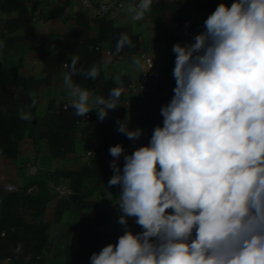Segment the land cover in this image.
<instances>
[{"label": "clouds", "instance_id": "1", "mask_svg": "<svg viewBox=\"0 0 264 264\" xmlns=\"http://www.w3.org/2000/svg\"><path fill=\"white\" fill-rule=\"evenodd\" d=\"M153 3L138 0L127 10L141 21ZM134 46L121 33L115 53ZM172 51L175 87L160 110L163 126L130 154L122 144L109 148L108 187L120 188L124 232L90 264H264V0L218 4L204 30ZM69 60L63 83L74 115L95 110L102 122L121 105L122 86L95 95L73 77L96 80L101 67L78 68L73 54ZM133 63L143 67L140 58ZM20 118L30 115L21 111ZM117 132L136 143L143 129H132L126 117ZM129 217L139 233L129 230ZM14 252L23 254V245Z\"/></svg>", "mask_w": 264, "mask_h": 264}, {"label": "crops", "instance_id": "2", "mask_svg": "<svg viewBox=\"0 0 264 264\" xmlns=\"http://www.w3.org/2000/svg\"><path fill=\"white\" fill-rule=\"evenodd\" d=\"M28 8L29 21L26 26H17L18 11L3 12L0 10V64H19V72L26 76L31 86L39 91L36 114L43 116L50 106L56 107L59 102L71 101L68 90L64 87L63 78L66 68L62 67L58 73H53L49 80H44L47 76L41 53L36 50L44 37H58L69 32L76 24V14L81 11L91 19L90 35L96 36L98 32L97 20L101 17L110 18L119 27L127 28L130 32L139 35V47L134 53H125L121 58L115 60L112 55L102 54L103 67L112 77L127 75L131 81H138L144 67L141 53L150 52L155 60L162 67V77L167 78L170 83H175L173 69L175 66V54L172 51L176 43H189L195 36V28L204 29V21L212 8L209 0H182L191 5L193 14L188 24H171V12L166 10L158 15L152 11L146 14L141 21H134L132 14L128 12L130 5H135L138 0H108L107 7L109 13L115 12V16L91 15L84 7L83 0H23ZM122 4V9L120 8ZM32 28L31 33L26 34V28ZM21 57V58H20ZM134 58H140L143 67H138L133 63ZM130 81V82H131ZM175 87V86H174ZM173 87V89H174ZM172 93L169 99L174 95ZM96 95V94H95ZM92 107H96L92 105ZM92 119L86 126H80L76 139L75 150L66 157L58 158L51 155L49 145L45 139L35 143L29 135H26L20 142L18 154L12 160L4 159L0 149V182L10 189L5 193L15 192L19 188H24L32 181L26 173L27 163L38 167L37 181L40 188L48 187V197L42 202L32 204L27 209V217H36L40 212L43 217L51 221L50 231V258L47 264H62L64 254L62 247L67 243H72L76 247L84 244L80 238V228L71 227L70 216L75 212H105L108 220L100 224L97 229L109 234V238L104 240L102 248L109 243L115 244V240L124 232V226L118 223L120 212L116 204L119 202V186L109 188L106 185L94 186L89 178L84 179V183L89 188H93L92 194L83 198L85 201L95 204L87 209L71 208L62 211L59 218L55 213L57 203L60 199H68L73 193L70 187V180L58 176L60 170H77L81 166L89 163L93 153L97 149L103 150L108 159V167L114 159L109 154V148L116 144H122L125 153H132L135 148L128 145L125 135L117 132V121L129 120V126L134 127L143 123L152 122L155 114L147 113L140 108L137 96L131 95L127 86L123 89L121 105L115 110H109L107 117L100 122L95 110L90 111ZM124 163L123 154L119 162ZM56 184H61L66 188L64 196L59 197L53 189ZM5 194V195H6ZM31 195V194H29ZM72 223V222H71ZM134 226V229H131ZM128 228L133 233H139L142 229L135 223V218H128ZM8 259L1 264H7Z\"/></svg>", "mask_w": 264, "mask_h": 264}, {"label": "trees", "instance_id": "3", "mask_svg": "<svg viewBox=\"0 0 264 264\" xmlns=\"http://www.w3.org/2000/svg\"><path fill=\"white\" fill-rule=\"evenodd\" d=\"M0 10L3 12L18 11L17 26H26L29 21L28 8L23 0H0ZM166 10L171 12V24H188L192 18L193 10L190 4L182 0H154L151 11L161 15ZM97 35H90L91 19L84 12L76 14V24L67 33L58 37H44L36 50L41 53V59L45 66L49 80L53 73H58L62 67L69 71V54L79 57L77 67L88 69L91 66L101 67V76L96 79H84L82 76H74L73 80L82 87L89 89L96 95L107 97L110 89L122 86L124 89L131 79L127 75L119 76V82L103 67L102 52L97 46L109 47L115 51V45L121 33L128 34L134 47H125L126 53H134L139 47V35L130 32L127 28L115 25L112 19L101 17L97 20ZM26 28V34L31 33L32 28ZM21 58V57H20ZM21 61V59H20ZM0 64V149L4 159L16 158L20 142L29 135L35 143L45 139L49 145L52 156L63 158L75 150L76 139L82 117L74 115V109L64 102H59L56 107L50 106L43 116L36 114V106L39 91L31 86L26 76L22 75L19 64ZM105 73L108 79H104ZM175 86V83H173ZM35 94L36 104L32 105V96ZM123 94L120 98L122 101ZM171 99H167L166 105ZM30 115V119H21L20 112ZM152 123L163 126V117L155 114ZM143 146V145H140ZM137 146V147H140ZM137 147H134L135 149ZM106 153L97 149L89 163L77 170H60L58 176L70 180L73 193L68 199H60L57 203L55 216L59 218L65 209H87L94 202L85 201L83 198L93 192V188L87 187L85 178H89L94 186L106 185L113 175L108 167ZM121 168L123 162H119ZM112 186L110 188H115ZM48 187H41L35 194H26L23 189L10 192L3 196L0 203V264L8 259L7 264H47L50 258V231L51 221L40 212L36 217H27V209L37 202L47 199ZM68 226L80 228V238L84 246L76 247L67 243L62 247L64 259L62 264H90L91 255L102 249L104 240L109 238L105 231L97 229L100 224L108 220L105 212H73ZM72 222V223H71ZM119 238V237H118ZM118 238L115 240L117 243ZM17 245H23V254H16ZM30 257V259H25Z\"/></svg>", "mask_w": 264, "mask_h": 264}, {"label": "built area", "instance_id": "4", "mask_svg": "<svg viewBox=\"0 0 264 264\" xmlns=\"http://www.w3.org/2000/svg\"><path fill=\"white\" fill-rule=\"evenodd\" d=\"M135 1V0H133ZM108 0H83V5L85 8L89 10V14L91 15H103V16H115V12L109 13V9L107 7ZM212 5V8L209 10L207 16H209L220 3H226L227 5H231L233 0H209ZM122 4L120 3V8L122 9ZM110 19V18H109ZM204 29L202 27L195 28V35L202 32ZM96 49L100 50L102 54L112 55L115 60L121 58L126 52L122 50L120 53L116 54L109 47H101L97 46ZM141 57L143 59L144 67L141 71L140 77L138 81H131L127 88L131 95L137 96L139 100L140 108L151 114L160 113L161 107L164 106V103L167 99H169L172 89L174 85L169 82L167 78L162 77L163 69L159 65V63L155 60L153 55L148 51H143L141 53ZM152 61V66L150 67ZM150 67V68H149ZM71 101H64V107L70 105ZM92 119V114L88 113L85 117L81 118L80 126H86ZM132 129L141 128L143 129V134L139 141L133 143L131 140L127 139L128 145L132 147H137L140 145H147L149 139L151 137L152 131L155 128L152 122L143 123L134 127ZM89 154H93V150L88 151ZM26 173L29 177L32 178L28 184H26L23 188V191L26 194H35L39 191L40 184L36 180L38 176V167L34 164L27 163ZM1 188L0 192V203L2 202L3 196H5V192L7 189H10L7 186H3L5 190ZM54 192L59 196H64L66 193V188L61 184H56L53 186ZM131 229H134V226H131Z\"/></svg>", "mask_w": 264, "mask_h": 264}, {"label": "rangeland", "instance_id": "5", "mask_svg": "<svg viewBox=\"0 0 264 264\" xmlns=\"http://www.w3.org/2000/svg\"><path fill=\"white\" fill-rule=\"evenodd\" d=\"M0 186L2 187L3 190H5V189L3 188L4 185L1 184V182H0ZM19 189H22V188H19ZM8 190H9V189H7L6 191H8ZM0 192H1V188H0ZM6 195H7V194H6Z\"/></svg>", "mask_w": 264, "mask_h": 264}]
</instances>
